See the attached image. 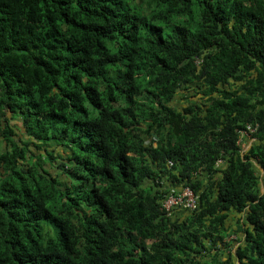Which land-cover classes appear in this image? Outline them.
Masks as SVG:
<instances>
[{
	"label": "trees",
	"instance_id": "16d2710c",
	"mask_svg": "<svg viewBox=\"0 0 264 264\" xmlns=\"http://www.w3.org/2000/svg\"><path fill=\"white\" fill-rule=\"evenodd\" d=\"M0 264H264V0H0Z\"/></svg>",
	"mask_w": 264,
	"mask_h": 264
},
{
	"label": "built area",
	"instance_id": "2783aa9c",
	"mask_svg": "<svg viewBox=\"0 0 264 264\" xmlns=\"http://www.w3.org/2000/svg\"><path fill=\"white\" fill-rule=\"evenodd\" d=\"M252 128H248V131H243L242 136L249 135ZM198 195L191 189L185 188L177 195L168 196L163 203V208L168 215H171L174 209L183 208L187 210H196L198 207Z\"/></svg>",
	"mask_w": 264,
	"mask_h": 264
},
{
	"label": "rangeland",
	"instance_id": "374dc122",
	"mask_svg": "<svg viewBox=\"0 0 264 264\" xmlns=\"http://www.w3.org/2000/svg\"><path fill=\"white\" fill-rule=\"evenodd\" d=\"M242 147H243V149H244V150H246V149L248 148V146H247V145H244V144H243V146H242ZM233 238H235V236H232V237H230V239H229V240H233Z\"/></svg>",
	"mask_w": 264,
	"mask_h": 264
}]
</instances>
